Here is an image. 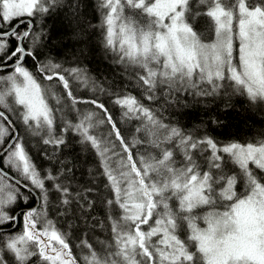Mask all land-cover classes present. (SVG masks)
Here are the masks:
<instances>
[{"label":"snow or ice","instance_id":"obj_1","mask_svg":"<svg viewBox=\"0 0 264 264\" xmlns=\"http://www.w3.org/2000/svg\"><path fill=\"white\" fill-rule=\"evenodd\" d=\"M63 6L0 0V264H264V138L221 143L163 116L189 97L264 104V0H97L87 27L139 96L44 52ZM67 134L98 161L86 184L60 159Z\"/></svg>","mask_w":264,"mask_h":264},{"label":"trees","instance_id":"obj_2","mask_svg":"<svg viewBox=\"0 0 264 264\" xmlns=\"http://www.w3.org/2000/svg\"><path fill=\"white\" fill-rule=\"evenodd\" d=\"M69 2L80 3L78 17L73 14L75 10L67 6ZM88 24H99L96 4L94 5L90 0H64V6L54 10L43 21V26L49 34L44 52L50 53L57 62L62 63L65 67L77 66L86 69L93 77L106 81L105 87L115 82L124 90L131 91L134 95L139 96V93L128 80L127 74L112 63L110 56H104L99 44V29L97 27L95 29L88 28ZM196 27L198 30L202 29L201 31H204L205 21L203 18L197 23ZM27 64L32 68L31 60H28ZM32 70L35 69L32 68ZM77 94L84 97L92 95L90 91L84 89H80ZM100 99L106 103V106L110 108L115 117L119 109L115 108L106 96L100 95ZM188 100L190 102L188 107L176 105L174 111L169 109L163 112L165 122L167 123L169 120L178 121L179 125L188 131L196 128H201L203 131L204 126L201 125V121H204L208 134L221 143L230 141L254 142L264 138V104L249 102L239 95H232L230 99L222 96L215 99L204 98L200 104H195L192 97H189ZM225 102L231 104L232 107L226 110ZM162 103L163 101L160 102V104ZM160 104L154 106L160 107ZM213 117L218 119L219 124H207ZM117 119L119 120V118ZM73 137V134H67L68 143L66 147H62V154H59L60 159L66 160L69 167L74 166L76 181L80 184H86L91 179L89 169L94 170L98 166V162L93 154L82 152L76 141L72 139ZM38 149L34 146L32 150L33 159L37 165L39 162H45ZM46 161L48 162V159ZM50 165L53 167L55 162ZM32 206L33 203L30 201L28 207ZM20 207H24V205H20ZM92 215L99 216L101 219L104 217L103 211L99 208ZM76 223L84 231H88L91 227L90 224L85 225L81 221ZM79 235H81L80 232L74 233L73 244L79 243L76 239V236ZM89 235L92 238L91 242L99 247L97 241L105 240L108 232L106 229L97 227L94 232H89Z\"/></svg>","mask_w":264,"mask_h":264},{"label":"bare ground","instance_id":"obj_3","mask_svg":"<svg viewBox=\"0 0 264 264\" xmlns=\"http://www.w3.org/2000/svg\"><path fill=\"white\" fill-rule=\"evenodd\" d=\"M90 2L93 3L94 5L97 4V0H90ZM97 26H98V24H97ZM97 28H98V27H97ZM98 29H99V28H98ZM201 30H202V29H200L199 31H201ZM201 32H202V31H201ZM114 118H116V119H117V118H120V117H119V111L116 113V115H115ZM13 119H15V117H13ZM125 127H127V125H123V126H122V128H125ZM73 136H74V135H73ZM72 139H74V140L76 141L77 138H76V137H73ZM77 146L81 149V147H80V145H79L78 143H77ZM38 150H39V149H38ZM40 156H41V155H40ZM93 156H94V155H93ZM94 158H95V156H94ZM44 159H45V160H44ZM47 159H48L47 157H43V160H44L45 162H43V163H40V162H39L37 166L40 167L42 170H43V169H47V168L52 167L50 164H52L53 162H55V160H52L53 162L51 161V163H50L49 160H48V162L50 163V164H49V163L46 161ZM95 160H96V158H95ZM96 161H97V160H96ZM97 162H98V161H97ZM90 242H91V241H90Z\"/></svg>","mask_w":264,"mask_h":264}]
</instances>
